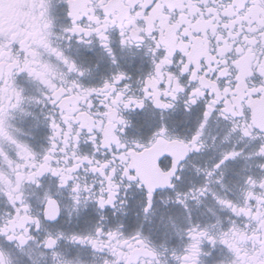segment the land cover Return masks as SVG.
Masks as SVG:
<instances>
[{
	"label": "snow or ice",
	"instance_id": "obj_1",
	"mask_svg": "<svg viewBox=\"0 0 264 264\" xmlns=\"http://www.w3.org/2000/svg\"><path fill=\"white\" fill-rule=\"evenodd\" d=\"M0 264H264V0H0Z\"/></svg>",
	"mask_w": 264,
	"mask_h": 264
}]
</instances>
